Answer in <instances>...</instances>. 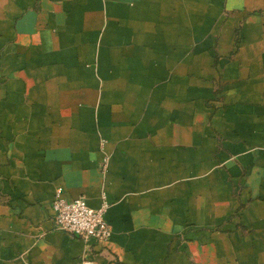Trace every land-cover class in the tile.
Here are the masks:
<instances>
[{"label":"crops","instance_id":"obj_1","mask_svg":"<svg viewBox=\"0 0 264 264\" xmlns=\"http://www.w3.org/2000/svg\"><path fill=\"white\" fill-rule=\"evenodd\" d=\"M0 264H264V0H0Z\"/></svg>","mask_w":264,"mask_h":264},{"label":"built area","instance_id":"obj_2","mask_svg":"<svg viewBox=\"0 0 264 264\" xmlns=\"http://www.w3.org/2000/svg\"><path fill=\"white\" fill-rule=\"evenodd\" d=\"M106 209V203L99 208L88 206L83 196L66 200L60 187L56 188L52 201L56 228L83 239L106 241L110 238L111 228L105 219Z\"/></svg>","mask_w":264,"mask_h":264}]
</instances>
